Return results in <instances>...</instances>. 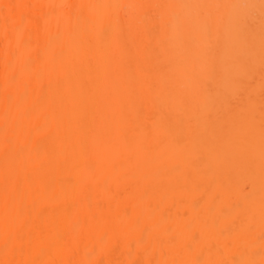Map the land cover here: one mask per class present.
<instances>
[{
	"label": "bare ground",
	"instance_id": "obj_1",
	"mask_svg": "<svg viewBox=\"0 0 264 264\" xmlns=\"http://www.w3.org/2000/svg\"><path fill=\"white\" fill-rule=\"evenodd\" d=\"M0 264H264V0H0Z\"/></svg>",
	"mask_w": 264,
	"mask_h": 264
},
{
	"label": "rangeland",
	"instance_id": "obj_2",
	"mask_svg": "<svg viewBox=\"0 0 264 264\" xmlns=\"http://www.w3.org/2000/svg\"><path fill=\"white\" fill-rule=\"evenodd\" d=\"M124 7H126V6H124ZM126 8H127V7H126ZM126 8H124L125 10L122 9V10H124L123 12H125L124 14H128L129 11H130V10H127V9H129V8H127V9H126ZM130 9H131V8H130ZM126 10H127V12H126ZM151 10H152V9H151ZM151 10H150V11H151ZM152 12H153V11H151V14L153 15L155 12H154V13H152ZM152 15H150V12H147V14H146V18H147L148 20L151 19V21H152V20H155V18H154L155 15H153V16H152ZM126 16H127V15H126ZM147 16H148V17H147ZM149 28H150V27H149ZM151 28H152V27H151ZM155 28H156V27H155ZM155 28H154V29L152 28V29H153L154 31H156V32H153V30H151L152 32H151V31H150V32L147 31V32H149L150 34H153V35H154V33H156V35H158L159 33L157 32V29H155ZM142 30H144V29L142 28ZM141 33H143V31H141V32L139 33V35H140ZM144 33H145V32H144ZM156 35H155V37H156ZM140 36H141V35H140Z\"/></svg>",
	"mask_w": 264,
	"mask_h": 264
}]
</instances>
